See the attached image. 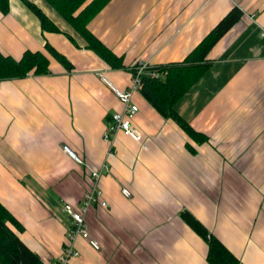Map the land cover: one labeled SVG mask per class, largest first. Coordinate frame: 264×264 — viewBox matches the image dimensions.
I'll list each match as a JSON object with an SVG mask.
<instances>
[{
  "label": "crops",
  "instance_id": "crops-1",
  "mask_svg": "<svg viewBox=\"0 0 264 264\" xmlns=\"http://www.w3.org/2000/svg\"><path fill=\"white\" fill-rule=\"evenodd\" d=\"M28 1L57 30L42 31L21 0H7L0 12V53L18 59L39 51L49 69L0 81V203L20 224L22 243L46 264L55 259L67 227L58 207L81 206L92 169L100 171L106 206L91 203L85 221L99 249L77 237L79 255L70 264H208L206 245L180 218L183 210L240 264H264V0H108L86 27L121 58L115 68L47 0ZM233 7L238 21L173 106L205 140H190L134 91L132 125L141 141L117 130L107 156L102 133L121 104L100 75L127 89L136 60H182Z\"/></svg>",
  "mask_w": 264,
  "mask_h": 264
},
{
  "label": "trees",
  "instance_id": "trees-1",
  "mask_svg": "<svg viewBox=\"0 0 264 264\" xmlns=\"http://www.w3.org/2000/svg\"><path fill=\"white\" fill-rule=\"evenodd\" d=\"M21 1L38 18L42 31L54 32L57 30L37 6L28 0ZM47 1L86 41L87 48L111 67L122 66L121 58L108 50L86 27L88 21L108 0ZM7 8V0H0V12L5 14ZM239 17V10L235 7L231 8L182 60L164 65L148 66L139 75L137 91L161 116L172 120L193 142H203L204 135L194 130L180 117L173 106L208 69L211 63L209 59L211 48L238 21ZM44 45L47 53L61 60L66 67L70 68L61 54L50 45L46 43ZM130 70L133 74L134 70L132 68ZM48 72L47 57L39 51L25 50L18 59L0 53V81ZM151 72L155 75H152ZM180 218L204 241L206 245L205 261L208 264H240L225 246L213 235H210L206 228L188 211H181ZM20 229V224L0 203V264H46L19 239L16 231Z\"/></svg>",
  "mask_w": 264,
  "mask_h": 264
},
{
  "label": "built area",
  "instance_id": "built-area-1",
  "mask_svg": "<svg viewBox=\"0 0 264 264\" xmlns=\"http://www.w3.org/2000/svg\"><path fill=\"white\" fill-rule=\"evenodd\" d=\"M261 35H264V25L260 27ZM148 67V64L142 60H136L132 69L134 73H131L130 85L125 90L116 88L110 81L104 76H101V80L106 86L113 92L114 96L121 104V110L112 113L111 122L107 125L102 133V139L107 142L108 148L106 155L112 156V134L120 130L123 134L128 136L134 141H141V133L131 124L132 118L137 112V106L131 100V95L134 91H137L139 86V75ZM152 75H155L151 72ZM143 147L145 145L143 144ZM62 149L67 152L77 163L82 164V161L75 156V154L66 146L63 145ZM88 173L91 178V187L85 191L82 195V204L76 208L73 205L62 202L58 207V212L65 216L67 220V227L65 229L64 242L61 246L59 254L54 260L47 264H70V259L79 255L78 250L74 247V241L77 237L83 238L87 244L95 249H99L98 242L90 236L88 226L85 221V213L91 203L98 201L101 206H106L105 200L101 199V190L97 187L100 171L88 169ZM121 193L124 196H129V191L126 188H121Z\"/></svg>",
  "mask_w": 264,
  "mask_h": 264
},
{
  "label": "rangeland",
  "instance_id": "rangeland-1",
  "mask_svg": "<svg viewBox=\"0 0 264 264\" xmlns=\"http://www.w3.org/2000/svg\"><path fill=\"white\" fill-rule=\"evenodd\" d=\"M131 81V80H130ZM130 85V84H129ZM114 113V112H113ZM131 124H132V121H131ZM90 176V175H89Z\"/></svg>",
  "mask_w": 264,
  "mask_h": 264
}]
</instances>
